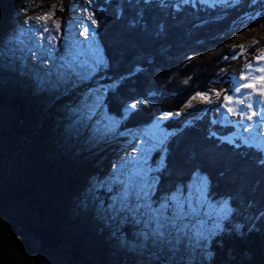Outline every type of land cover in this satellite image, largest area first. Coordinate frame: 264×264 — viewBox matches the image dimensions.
<instances>
[{"label":"trees","instance_id":"1","mask_svg":"<svg viewBox=\"0 0 264 264\" xmlns=\"http://www.w3.org/2000/svg\"><path fill=\"white\" fill-rule=\"evenodd\" d=\"M68 1L64 0V4ZM91 2L98 43L106 61L95 72L92 82L114 84L106 91L103 106L106 114L118 122V134L149 128L165 114L182 112L197 93H221L219 100L214 98L211 104L214 107L199 104L162 124L172 138L165 151L156 150L150 159L152 174L158 179L151 196L154 205L158 206L178 186L187 194L198 174L206 177L210 204L230 199L234 213L223 222L225 231L211 239L208 250L212 255L200 258L197 264H264V217L260 216L264 213V164L260 163L264 153L241 145L240 140L234 143L224 140L235 133V128L223 124L215 111L224 95H228L231 78L241 77L244 65L264 52V0H238L236 4L213 8L174 0H164L165 6H160L159 0ZM241 45L246 49L243 55L232 59L233 50L240 52ZM225 56L229 58L225 60ZM13 69L15 73L12 70L9 80L12 86L20 87V97L11 101L23 112L29 107L35 109L31 117L40 126V132L56 137L63 146L58 161L71 167L60 172L56 180L63 183L59 187L71 188L77 172L96 158L88 155L95 141L89 139V131H82L68 148L64 139L71 134V127L77 126L63 103L64 98H58L63 94L52 93L43 84L46 94L31 97L30 90L36 89V85L29 69L22 70L17 61ZM209 89L212 91L208 92ZM136 98L146 103L123 115V102H134ZM48 99L52 106H47ZM117 191L118 187L100 190L106 206ZM2 207L0 199V211ZM81 213L79 218L83 221L76 220L77 229L86 219V214ZM55 219L54 223H73L71 217L59 212L55 213ZM43 220L42 227L48 228V221ZM108 221L96 219L92 223L95 233L107 229L112 222ZM140 225L134 218L126 217L120 230L132 241L133 231ZM236 225L242 226L239 231L234 230ZM7 228L13 234L16 232L13 225ZM55 233L59 242L79 241L76 235L68 236L58 228ZM81 243H73L74 249H79ZM25 258L31 257L25 253Z\"/></svg>","mask_w":264,"mask_h":264},{"label":"rangeland","instance_id":"2","mask_svg":"<svg viewBox=\"0 0 264 264\" xmlns=\"http://www.w3.org/2000/svg\"><path fill=\"white\" fill-rule=\"evenodd\" d=\"M175 1L180 3V0ZM189 3L193 4L192 0ZM196 3L204 4L194 0ZM222 4L226 3L219 5ZM46 13H53L46 22L34 19ZM90 13H94L91 0L88 4L84 0H69L67 4H64V0L0 1V199H3V210L0 211V264H184L187 251L183 246L178 254L171 253L167 245H154L151 241L144 246L138 239L142 224L134 229V240L128 241L120 230V224L130 216L123 212L117 215L112 211L117 192L110 198L108 206L99 192L118 187L106 183L112 175L113 167H119L121 160L129 156H140L138 149L141 144L146 149L148 165L156 150L165 151L166 144L172 138L162 128L166 120L180 116L196 105H211L216 95L205 93L211 97V103L195 95V99L191 98L184 105L182 112L165 114L149 128L118 134L116 121V129L109 135H102L99 129L104 126L101 121L106 116L103 100L108 88L114 84L100 80L92 82L93 75L100 68L95 67L94 62L99 60L105 65L106 61L98 43L97 23L93 24L88 19ZM53 22L59 23L58 30L53 28ZM45 24L52 31L41 35ZM85 29L88 30L86 34ZM93 31L95 38L92 36ZM49 35H55L56 40L50 50L51 60L42 63L49 55ZM62 49L64 51L60 54ZM73 58H77L75 74L58 77L57 69L63 72L61 66L71 64ZM14 61L19 62L22 70L29 69L36 85V89L30 90L31 97L46 94L43 84L52 93L63 94L58 95V98H64L63 103L67 105L73 124L77 126L71 127V134L64 139L68 148L73 146L72 141L82 131H89V139L95 141L88 155L93 154L96 158L77 172L71 188L59 187L63 183L56 180L60 172L71 167L70 164L58 161L63 146L56 137L40 132V126L31 117L35 109L29 107L23 112L11 101L20 95V87L12 86L9 80L12 70L15 73ZM255 64L264 65V59ZM92 68L95 70H90ZM244 75L248 74L244 73L241 77ZM239 82L249 85L242 89V93H253L249 102L253 104V109H257L256 98L264 101V71L249 75L246 81L242 78ZM100 89L106 91L99 97L102 104L97 105L98 114L92 119H81L79 113L84 102H90V97H95ZM228 95L233 96V100L228 102L230 107L238 109L244 106L234 102L235 95L240 94L233 95L228 91ZM46 103L47 106L53 105L50 99ZM259 111H264V104L260 105ZM218 114L223 124L236 127L234 136L228 138V141L239 140L241 135L248 136V132L234 123L240 121L241 116L233 115L227 108ZM259 119L257 115L252 121H246L253 125L251 131L257 136L254 143L258 146L264 139L259 136L260 132H264V124H257ZM152 172L150 175L156 177ZM195 186L196 178L190 188ZM27 192H31V195ZM212 206L210 204L207 210ZM57 212L71 217L73 223H54ZM81 212L86 214V219L84 225L77 229L75 223ZM98 218L109 219L113 223L108 221L110 225L106 226L107 229L101 228L95 233L92 223ZM41 219L48 221V228L42 227ZM12 225L16 231L14 234L12 229L7 228ZM57 228L68 236L76 235L82 242L81 247L77 250L73 247V243L79 241L59 242L55 233ZM102 239L104 243H101ZM25 253L30 255V260H26ZM200 258L204 256L197 252L195 261L199 262Z\"/></svg>","mask_w":264,"mask_h":264},{"label":"snow or ice","instance_id":"3","mask_svg":"<svg viewBox=\"0 0 264 264\" xmlns=\"http://www.w3.org/2000/svg\"><path fill=\"white\" fill-rule=\"evenodd\" d=\"M150 0H145V3H149ZM190 0H180V3L187 4ZM194 2V0H192ZM201 3L207 4L210 7L223 3L236 4L238 0H200ZM85 4L90 3V0H84ZM160 6L164 5V0H159ZM178 8L179 5H176ZM63 10V9H61ZM87 9H85L86 11ZM53 15V13H46L43 17H35L37 20H44L45 22ZM94 13H90L88 19L96 24L97 21L93 18ZM264 26V25H262ZM59 23L53 22V28L58 30ZM46 24L42 26L41 35L44 32H51ZM85 29V34L87 33ZM93 38H95V32H92ZM56 40L55 35H49L47 38V45L49 49V55L42 61L46 63L51 60L50 50L53 42ZM255 43V41H254ZM39 47V45H38ZM241 51L236 52L233 50L232 59H238L243 55L245 46H240ZM229 57L225 56L227 60ZM264 59V52L259 56L254 57L253 62H248L244 65L243 72L248 75L243 77L233 76L231 78V87L227 90L235 95V104H242L243 107L238 109L230 107L228 102L233 100V96L224 95L223 102H220L215 111L219 112L224 108L233 115L241 116L240 121L234 123L238 124L244 132H248V136L241 135L239 138L242 143L248 146H255L257 136L253 135L251 129L252 124L246 123V121H252L253 118L259 115L260 119L257 124H264V111H259L261 104H264L259 97L256 98L255 103L257 109H253V104L249 102L253 96V93H242L243 88H247V83L241 84L239 81L243 78L245 81L257 72L264 71V65L257 66L255 61ZM77 58H73L71 64L62 65L63 72L57 69L56 74L58 77L67 76L69 73L75 74ZM95 67H102L103 63L99 60L94 62ZM90 70H95L92 68ZM51 72L52 69H49ZM105 89L97 91L95 97H90V102L85 101L82 110L79 113L81 119H92L98 114L97 105H101L102 102L99 99L105 93ZM211 92L212 90H207ZM217 100L221 95L220 92L215 93ZM264 95V93H262ZM207 103H211V97L204 93H197ZM196 97H192L195 99ZM146 101L136 98L134 102L124 101L122 104V114L127 115L132 110L137 109L141 104ZM179 114V113H177ZM171 115V113H169ZM101 123L104 125L99 129L102 135L111 134L117 126V122L111 116L106 114ZM259 136L264 137V132H260ZM234 143V141H229ZM140 156H129L122 159L119 167L114 166L111 177L106 183L110 185L118 186L117 196L112 206V211L115 214L121 212L127 213L128 216L134 218L135 222L142 224L138 239L146 246L149 241L154 245H167L168 250L173 254H178L183 248L187 251V257L184 260V264H197L194 257L199 252L207 259L211 252L208 250V241L210 238H214L219 235L225 229L222 227L223 222L227 220L233 213L234 209L230 204V199H223L217 204L213 205L210 210L209 205L211 202L207 200L206 186L207 178L201 177L199 174L196 177L197 186L189 188L187 194H185L184 188L178 186L176 190L167 196H165L158 204L154 205L151 195L154 190V184L156 177L150 175L152 171L147 162V152L143 144L139 146ZM259 150L264 153V139L260 142ZM261 164H264V159H261ZM111 190V189H110ZM264 217V213L260 214ZM241 225H236L234 230L239 231Z\"/></svg>","mask_w":264,"mask_h":264}]
</instances>
